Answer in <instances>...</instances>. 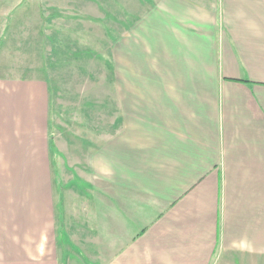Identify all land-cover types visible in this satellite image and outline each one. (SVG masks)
Wrapping results in <instances>:
<instances>
[{"label":"crops","instance_id":"1","mask_svg":"<svg viewBox=\"0 0 264 264\" xmlns=\"http://www.w3.org/2000/svg\"><path fill=\"white\" fill-rule=\"evenodd\" d=\"M114 68L71 174L48 83L0 78V264H264V0H157Z\"/></svg>","mask_w":264,"mask_h":264},{"label":"rangeland","instance_id":"2","mask_svg":"<svg viewBox=\"0 0 264 264\" xmlns=\"http://www.w3.org/2000/svg\"><path fill=\"white\" fill-rule=\"evenodd\" d=\"M18 1L0 0V78L48 83L54 170L88 171L89 152L122 123L115 42L157 0Z\"/></svg>","mask_w":264,"mask_h":264}]
</instances>
